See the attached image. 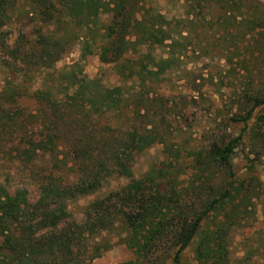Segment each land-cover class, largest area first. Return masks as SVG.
I'll list each match as a JSON object with an SVG mask.
<instances>
[{
	"label": "rangeland",
	"instance_id": "rangeland-1",
	"mask_svg": "<svg viewBox=\"0 0 264 264\" xmlns=\"http://www.w3.org/2000/svg\"><path fill=\"white\" fill-rule=\"evenodd\" d=\"M242 1L245 5L257 4L264 13V0ZM135 9L138 15L146 10L148 23L163 26L145 31L135 50L130 49L116 64L102 63L98 58L101 27L108 21L106 12L98 14L95 25L90 23L85 28L63 18L57 22L45 0H13L5 10L0 20V185L9 191L25 189L28 201L33 202L39 183L47 177L63 182L75 177L66 145L55 138L52 143L46 142L49 120L54 123V131L74 130L73 124L81 114L84 125L96 133L116 136L130 128L151 131L153 140L134 156L132 176L138 178L151 169L172 170L168 167L174 165L176 183L164 187L176 185L180 191L192 182L203 181L205 175L206 185L226 179L221 167L195 172L192 159L210 142H226L242 133L230 155L238 193L206 224L214 229L219 220L225 228L226 259L221 264H264V142L258 136L264 129V104L254 108L246 125L232 120L244 114L239 105L244 92L264 89V30L257 36L262 44L253 47L254 37L244 18H236L226 32L213 22L203 24L199 15L188 21L182 0H137ZM164 26L169 39L176 40L169 67L158 78L140 83L129 74L130 68H137V61L142 60L154 70L159 59L169 56ZM178 30L185 31L182 34L187 39H177ZM238 32L244 33L243 37L236 36ZM225 33L232 39L223 42L221 35ZM232 40L240 41L238 49L229 46ZM45 46L51 55L39 59L38 51ZM70 74L92 80L88 84L92 91L118 88L122 101L105 111L94 107L80 110L76 105L63 108L58 101L56 112L51 101L60 99ZM63 112L67 123L58 117ZM53 143L58 146L53 148ZM126 182V178L110 176L95 192L65 201L67 221L80 230L78 251L88 254L95 247L99 251L97 257L81 264L134 260L132 250L123 243L126 229L119 220L95 236L83 228L87 206ZM173 196L170 191V201ZM197 239L193 237L182 251L180 264H196ZM167 252H158L136 264H166L170 261Z\"/></svg>",
	"mask_w": 264,
	"mask_h": 264
},
{
	"label": "trees",
	"instance_id": "trees-1",
	"mask_svg": "<svg viewBox=\"0 0 264 264\" xmlns=\"http://www.w3.org/2000/svg\"><path fill=\"white\" fill-rule=\"evenodd\" d=\"M45 1L54 11L57 22L63 18V21H72L77 27L86 28L90 23L95 25L98 14L107 13L108 21L101 27L98 47V58L102 63L116 64L124 59L130 49L135 50L144 32L156 26V22L146 21V10L137 14V0ZM182 1L184 16L188 21L199 15L203 24L212 25L213 22L228 32L227 29L232 27L236 18H244L254 37L253 47L262 44L257 36H261L264 30V13L258 9L257 4L245 5L242 0ZM12 3L13 0H0V20ZM161 26L163 25L159 24L156 27ZM166 27L163 29L166 34L163 39L169 40L165 44L169 56L159 59L154 70L147 68L142 60L137 61L136 69L130 68L129 74L135 76L140 83L152 80L153 77L158 78L169 67L176 40L169 39ZM182 32L185 31L176 32L177 39H187ZM243 34L238 32L236 36L243 37ZM221 36L223 42L232 39L228 33ZM237 42L240 41L232 40L229 46L238 49ZM42 43L47 45L45 41ZM46 47L38 51L39 59L51 55L48 49H44ZM227 48L223 47L224 50ZM22 56L29 57L26 53ZM91 82L93 81L82 76L70 74L64 81L60 99H54L51 104L56 108L59 101L63 108L76 105L80 110L94 107L96 111L119 106L122 98L118 88L92 91L88 89ZM241 98L239 105L244 114L232 120L246 125L254 108L264 104V89L244 92ZM244 104H248V107H244ZM58 111L56 108V112ZM58 117L62 122L67 118L64 112ZM82 117L84 118L81 114L76 119L74 130L69 132L54 131V123L50 120L45 126L48 130L44 135L46 142L52 143L55 138L66 145L71 154L70 168L74 166L75 177L65 182L47 177L44 182L39 183L38 195L33 202L28 201L25 189L9 191L0 185V264H81L97 257V247L88 254L78 251V244H81V237L78 236L80 230H76L75 225L67 221L65 201L95 192L110 176L126 178L127 182L87 206L83 228L90 236H95L99 231L111 228L119 220L126 229L123 243L132 250L135 257L134 260L121 264L147 261L152 255L165 251L170 255V261L166 264H180V254L195 236L198 237L195 247L196 264H221L226 259L225 228L217 220L214 229H208L206 221L210 216L215 219L224 205L230 204L238 193L239 187L233 178L230 155L239 144L242 133L226 142H210L204 149L198 150L192 159L191 167L195 172L201 173L212 166L221 167L226 171V179L206 185L203 184L208 180L205 175L203 181L197 184L192 182L180 191L176 185L164 187L166 184L176 183L178 172L174 165L169 164L168 168L172 170L151 169L138 178L132 176L134 156L153 140L154 134L151 131L142 132L130 128L116 136L96 133L84 125ZM260 118L263 119L262 116ZM255 134H258L257 131ZM259 134L264 142V129ZM30 144L33 145L31 142ZM57 146L58 143H53V148ZM170 191L174 193L171 201ZM63 222L65 224L61 225ZM60 225L63 227L59 228Z\"/></svg>",
	"mask_w": 264,
	"mask_h": 264
}]
</instances>
